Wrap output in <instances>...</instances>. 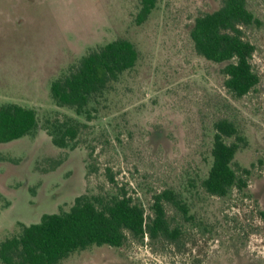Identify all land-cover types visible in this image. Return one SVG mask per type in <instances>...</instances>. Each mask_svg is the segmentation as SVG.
Segmentation results:
<instances>
[{
    "label": "rangeland",
    "instance_id": "rangeland-1",
    "mask_svg": "<svg viewBox=\"0 0 264 264\" xmlns=\"http://www.w3.org/2000/svg\"><path fill=\"white\" fill-rule=\"evenodd\" d=\"M221 3L156 0L139 24L140 0H0V104L34 108L38 118L31 134L0 142V242L43 213L67 211L79 195L123 189L149 219L153 195L170 189L190 217L164 203L181 231L176 241L127 235L121 247L93 245L58 264H264V0L247 3L258 23L241 30L255 46L259 81L241 97L224 84L227 62L197 54L189 34L196 16ZM118 38L134 43L138 60L90 101L91 117L58 106L50 82ZM222 118L246 140L234 165L249 173L238 172L245 186L215 196L201 182ZM67 120L78 123V134L60 147L46 127Z\"/></svg>",
    "mask_w": 264,
    "mask_h": 264
},
{
    "label": "trees",
    "instance_id": "trees-1",
    "mask_svg": "<svg viewBox=\"0 0 264 264\" xmlns=\"http://www.w3.org/2000/svg\"><path fill=\"white\" fill-rule=\"evenodd\" d=\"M248 0H222L216 10L194 18L190 38L197 54L216 63L227 62L222 69L224 84L235 96L248 93L259 81L253 71L251 58L255 46L245 40L242 27L258 23L247 6ZM156 0H140L136 22H144ZM138 50L125 38L111 40L84 54L68 74L50 82L51 98L58 106L72 108L77 115L91 117L90 101L102 96L109 84L135 66ZM38 126L34 108L16 103L0 104V142H9L31 134ZM211 165L201 186L210 195L225 196L233 187L245 186L238 172L249 170L234 165L237 150L246 144L238 127L229 119L214 122ZM47 132L55 145L64 147L76 138L77 122L48 123ZM227 138L235 141L227 142ZM107 180L114 183L108 174ZM164 203H169L186 219L187 204L170 190L164 189L152 197V218L147 219L144 208L135 203L123 189L116 195H79L67 211L43 213L37 222L21 224L17 235L0 242L2 264H58L71 253L90 246L121 247L127 235L142 238L162 236L176 241L181 234L167 218ZM264 219V211L260 212Z\"/></svg>",
    "mask_w": 264,
    "mask_h": 264
},
{
    "label": "crops",
    "instance_id": "crops-1",
    "mask_svg": "<svg viewBox=\"0 0 264 264\" xmlns=\"http://www.w3.org/2000/svg\"><path fill=\"white\" fill-rule=\"evenodd\" d=\"M35 222H37V221H35ZM30 223H33V222H30ZM29 224V223H28Z\"/></svg>",
    "mask_w": 264,
    "mask_h": 264
}]
</instances>
